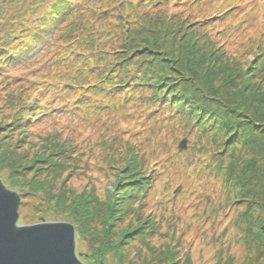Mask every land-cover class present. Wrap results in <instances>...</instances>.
<instances>
[{"label":"trees","instance_id":"trees-1","mask_svg":"<svg viewBox=\"0 0 264 264\" xmlns=\"http://www.w3.org/2000/svg\"><path fill=\"white\" fill-rule=\"evenodd\" d=\"M110 3L114 5L111 12L103 14L98 0H0V92L10 91L8 103L21 106L23 98L33 101L21 108L17 126L25 131L34 125L68 120L75 124L70 129L74 136L90 138L93 132L109 129L122 117L141 126L149 118L167 113L163 120L174 116L179 121H191L195 132L205 135L212 131V140L221 139L226 149L230 144L233 149L240 144L243 150L264 151V145L253 144L257 138L264 144V25H258V42L248 50L253 51L248 65L243 69L231 58L234 53L230 48L243 31L253 28V11L243 0ZM113 38L117 42L122 38L125 54L115 56L120 52L111 48ZM137 41L143 44L140 49L135 48ZM39 45L43 46L42 53L33 57ZM152 49L157 59L145 60ZM106 56L112 58L106 60ZM190 56L195 57L193 62L187 59ZM42 61L39 74L25 72ZM13 69L20 70L21 76H9ZM142 88L148 93L140 95L137 111L128 112L136 102L133 99L139 98L135 93ZM128 145L120 148L133 151L127 158L130 162L124 167L125 174L118 176L115 193L100 214L99 208H88L90 204L82 195L71 199L58 196L57 207L67 213L76 239L87 233L95 238L101 234L97 249L90 257L83 256L85 264H103L101 259L119 250L126 243L125 237L143 230L141 223L125 230L118 243L111 239L112 227L122 213L118 210H126L133 191L141 190L144 195L157 177H136L143 171L135 157V151L140 150ZM182 154L179 152L178 157ZM186 166L187 179L200 181L205 166L199 167L191 159ZM93 217L101 218L99 233L93 226L87 227L94 224ZM260 230L262 237L264 218Z\"/></svg>","mask_w":264,"mask_h":264},{"label":"rangeland","instance_id":"rangeland-1","mask_svg":"<svg viewBox=\"0 0 264 264\" xmlns=\"http://www.w3.org/2000/svg\"><path fill=\"white\" fill-rule=\"evenodd\" d=\"M243 4L253 11V28L243 31L230 50L234 53L231 58L244 69L252 59L253 51L248 50L258 42V25H264V0H243ZM97 6L107 14L114 5L110 0H98ZM109 44L113 51L120 52L115 53L116 57L125 54L122 38L119 42L113 38ZM141 46L140 41L135 42L136 49ZM42 49V45L37 46L33 57L40 56ZM152 50L145 60L157 59ZM109 58L112 57L106 56V60ZM187 59L193 62L195 57ZM43 61L25 72L39 74ZM21 74L13 69L9 76ZM9 92H0V181L19 196L18 226L71 224L67 213L56 204L62 194L66 199L82 195L90 204L88 208H99L100 214L115 193L118 176L125 174L124 167L130 162L127 158L133 151L120 148L126 143L140 150L134 151L143 171L136 177H157L144 195L141 190L133 191L126 210H118L122 213L112 227L111 239L118 243L125 230L141 223L143 230L139 235L125 237L126 243L119 250L101 259L103 264H264V236L260 230L264 218V151L243 150L240 144L234 149L230 144L227 150L224 141L212 140V131L205 135L195 132L191 121H179L174 116L167 122L163 120L167 113L149 118L141 126L122 117L109 129L93 132L90 138L74 136L70 129L75 124L68 120L34 125L23 131L15 120L21 108L33 101L23 98L21 106L18 102L8 103ZM147 93L146 88L135 93L139 98L133 99L136 102L128 112L137 111L141 96ZM183 140L185 149L180 150ZM253 144L264 145L258 138ZM179 152L183 154L178 157ZM190 159L199 167L205 166L200 181L192 182L186 177ZM154 161L158 164L152 167ZM154 168L158 169L153 171ZM91 220L94 224L87 227L101 232V218ZM91 235L75 238V252L81 262L101 242V234L98 238Z\"/></svg>","mask_w":264,"mask_h":264},{"label":"water","instance_id":"water-1","mask_svg":"<svg viewBox=\"0 0 264 264\" xmlns=\"http://www.w3.org/2000/svg\"><path fill=\"white\" fill-rule=\"evenodd\" d=\"M185 141L179 149H185ZM19 196L0 181V264H84L74 227L65 222L18 226Z\"/></svg>","mask_w":264,"mask_h":264}]
</instances>
